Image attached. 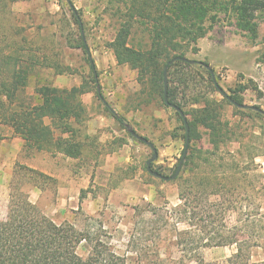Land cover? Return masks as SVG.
<instances>
[{
	"label": "rangeland",
	"instance_id": "obj_1",
	"mask_svg": "<svg viewBox=\"0 0 264 264\" xmlns=\"http://www.w3.org/2000/svg\"><path fill=\"white\" fill-rule=\"evenodd\" d=\"M71 2L76 11L82 12L84 36L99 74L98 83L91 81V91L81 95L87 114L81 127L84 152L81 158L72 159L28 143L27 149L17 152L12 140L15 127L0 125V136L4 134V141H0V219L7 217L11 182L16 179L29 193L30 200L55 222L73 225L93 236L96 233L101 240L109 241L118 254L126 255L127 264L163 259L167 250L178 259L180 251L170 245V239H174L175 228L189 229L188 220L176 212L181 204L178 183L146 173L144 167L153 155L152 149L133 138L105 109L97 86L112 109L156 145L158 159L153 168L165 175L173 174L185 146L182 139L173 136L180 134L176 113L160 99L143 103L137 95V72L118 65L113 52L104 46L111 38L114 20L99 21L94 9L106 0ZM69 8L67 0H24L0 8V49L5 51L4 38L21 41L22 35L14 34V27H27L32 42L48 44L61 64L78 71L56 74L51 68L33 67L27 88L30 94L35 87L45 84L71 89L85 79L90 80L86 55L82 49L70 47L67 41L78 34V29L70 25ZM198 46L197 53L188 55L207 62L226 92L247 85L249 88L241 93L244 103L264 109V16L259 18L258 35L253 40L236 27L233 18L221 15ZM253 84L258 90L253 89ZM216 96L219 98L220 94ZM233 110L232 105H227L225 118L236 122L239 119ZM242 126L247 128L244 144L252 153L261 155L255 159L256 167L247 171L242 187L224 192L233 206L227 214L239 219L235 224L229 220L233 224L230 234L237 238L252 262L264 264V120L246 117ZM53 131L55 140L68 135L54 127ZM203 144L208 146L206 139ZM238 146V142L230 145L233 149ZM242 150L247 155L246 148ZM21 165L34 168L39 174L24 177ZM236 249L237 246L209 247L202 252L207 264H229L228 259ZM90 250L87 241L78 247L83 257Z\"/></svg>",
	"mask_w": 264,
	"mask_h": 264
},
{
	"label": "trees",
	"instance_id": "obj_2",
	"mask_svg": "<svg viewBox=\"0 0 264 264\" xmlns=\"http://www.w3.org/2000/svg\"><path fill=\"white\" fill-rule=\"evenodd\" d=\"M19 1L24 0H1L0 8ZM69 11L70 25L78 29V34L67 41L70 47L82 49L86 55L90 80L85 79L80 86L71 89L45 84L35 87L30 94L27 88L33 67L51 68L56 74L78 71L61 64L48 44L32 42L31 35L26 33L27 27L16 26L14 34L22 35L21 41L4 38L5 51L0 49V124L15 127L30 146L51 151L55 143L58 152L79 159L85 148L81 127L87 119L81 95L91 91V81L98 83L99 74L82 32V12L76 11L74 6H70ZM94 13L99 21L114 20L111 38L104 46L113 52L118 65L137 72V95L141 101L146 104L160 99L166 107L175 105L172 108L180 134L173 136L182 139L185 145L189 132L188 151L174 179L181 201L176 212L188 220L189 229L175 228L174 239H170V245L176 246L181 255L174 259L167 250L163 259L155 258L147 264H207L204 248L233 244L237 245V250L228 259L229 264H257L230 234L225 218L233 206L224 192L242 187L247 171L256 167L255 159L261 154L252 153L244 144L242 139L247 135L244 131L247 128L242 126V121L246 117L263 121L264 109L259 105L242 108L232 102L245 104L241 93L249 88L247 85L229 90V96H224L216 85V81L220 84V79L214 70L182 59L169 62L179 56L198 60L188 54L199 51V41L207 36L221 15L233 18L236 27L255 40L259 18L264 16V0H106ZM167 65L168 103L164 94ZM253 89L258 90V87L253 84ZM98 94L104 102L101 90ZM104 105L127 128L125 116L107 102ZM227 105L233 106V115L239 119L236 122L225 118ZM47 119L51 122L46 123ZM53 127L68 135L55 140ZM203 139L208 146L203 144ZM44 140L51 144L40 142ZM235 142L240 146L233 149L230 145ZM244 147L247 155L242 150ZM20 170L25 172L24 177L39 174L25 165H21ZM144 170L153 176L147 170V163ZM16 181L11 182L7 217L0 219V264H127V256L118 254L109 241L101 240L96 233L93 236L73 225L55 222L30 200L29 193ZM83 241L91 246L87 257L78 252Z\"/></svg>",
	"mask_w": 264,
	"mask_h": 264
},
{
	"label": "water",
	"instance_id": "obj_3",
	"mask_svg": "<svg viewBox=\"0 0 264 264\" xmlns=\"http://www.w3.org/2000/svg\"><path fill=\"white\" fill-rule=\"evenodd\" d=\"M67 1H68V3L70 4V6H73L71 0H67ZM82 32H83V31H82ZM83 34H84V32H83ZM176 59H182V60H185V61H190V62H196V63H199V64H204L205 66H207V67H208L210 70H212V72H213V69H212V67H211L210 65L205 64L203 61L190 59V58H188V57H186V56H183V57H180V56H179V57L173 58V59L169 62V64L172 63L173 61H175ZM169 64H168V65H169ZM168 65L166 66L165 71H164V94H165V101H166L167 103H168L167 93H168V87H169L168 76H167ZM216 85L220 88V90H221V92H222V94H223L224 96H229L228 93H227V92H226V91L220 86V84H219L217 81H216ZM98 90H99V91L101 90V88H100L99 85H98ZM101 96H102V95H101ZM102 98H103V96H102ZM103 100H104V102H106L104 98H103ZM232 102H233L235 105H237V106H239V107H242V108L252 107V106H250V105H248V104H239V103L235 102L234 100H232ZM171 106H172V107H175V105H173V104H172ZM253 108H255L256 110H260V109L257 108V107H253ZM184 118H185V117H184ZM126 127H127L128 131H129L133 136H135V137L138 138L139 140L143 141V142H144L145 144H147V145L152 149V151H153V155L147 160V170H148V172H149L151 175H153V176H155V177H158V178H160V179H163V180H165V181H170V180H174V179H176V178L178 177L179 173H180V170H181V168H182V164H183V162H184L185 156H186L187 151H188V146H189V132L187 131V136H186V141H185V146H184L183 154H182V157H181V159H180V162H179V165H178V167H177V170H176L175 173L172 174V175H165V174H163V173H161V172L156 171V170L153 169V167H152L153 162H154L155 160L158 159V149H157L156 145H155L151 140H149L148 138H146V137H144V136L138 134L130 124L126 123ZM186 127H187V129H188V124H187V122H186Z\"/></svg>",
	"mask_w": 264,
	"mask_h": 264
},
{
	"label": "crops",
	"instance_id": "obj_4",
	"mask_svg": "<svg viewBox=\"0 0 264 264\" xmlns=\"http://www.w3.org/2000/svg\"><path fill=\"white\" fill-rule=\"evenodd\" d=\"M46 123H50V120H48L47 119V121H46ZM0 125H2V124H0ZM0 137H2L1 138V142H3L4 141V134H2ZM13 142H14V145L16 146L14 149H15V151H17V152H23L25 149H27V145H26V143H27V139L25 138V136L23 135V134H21L20 132H17L16 130L14 131V136H13ZM50 152V154H53V155H55V154H60L61 156H63V157H66L63 153H61V152H57L56 150H51V151H49ZM52 155V156H53ZM258 157V156H257ZM256 157V158H257ZM67 158H69V157H67ZM232 216H230V214L228 215H226V218H225V221H226V224H227V227L228 228H231L230 226L231 225H233V224H230L229 223V220L232 222V223H234L235 224V222H237V220H239V219H237L236 217L234 218H231ZM237 245L236 244H233V245H231V247L232 248H235ZM224 247V246H223ZM225 247H227V246H225ZM237 250V249H236ZM235 252V251H234ZM255 262V261H254Z\"/></svg>",
	"mask_w": 264,
	"mask_h": 264
}]
</instances>
